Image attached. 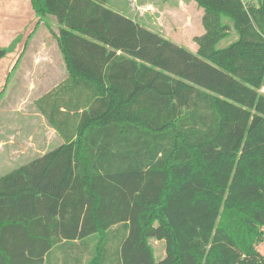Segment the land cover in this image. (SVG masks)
<instances>
[{"label": "trees", "instance_id": "trees-1", "mask_svg": "<svg viewBox=\"0 0 264 264\" xmlns=\"http://www.w3.org/2000/svg\"><path fill=\"white\" fill-rule=\"evenodd\" d=\"M108 1L32 0L64 143L0 177V264H264V0H194L197 52Z\"/></svg>", "mask_w": 264, "mask_h": 264}, {"label": "rangeland", "instance_id": "rangeland-1", "mask_svg": "<svg viewBox=\"0 0 264 264\" xmlns=\"http://www.w3.org/2000/svg\"><path fill=\"white\" fill-rule=\"evenodd\" d=\"M140 1L142 0H109L107 6L133 19L147 29L162 35L164 38L192 52H197L198 46L195 38L205 34L203 9H201L203 12L202 16H198L196 11L194 12L190 0H186L188 7L183 2L181 3L180 0H150L153 4L155 3L154 5H159V7L171 4L179 8L173 11L170 17L172 19L168 20L170 24L173 22L171 24L172 29L169 23H159L151 29L139 21L140 4H142ZM190 6H192V9L189 8ZM187 11H192L195 17L188 23V27L185 29L183 27L186 26ZM236 40V34L232 33L230 39L221 42L218 48H226ZM7 51V54L0 58V74L11 63L12 53L15 50L9 47ZM0 52H4V50L0 49ZM28 66H34L38 70L40 66L34 65L33 62L27 63V71L29 73H26L30 77L27 78L28 82L29 79L32 81L36 80L37 76L32 75ZM14 90L11 83L4 96H2L3 98L1 97L2 99L0 100V177L41 157L44 152L48 153L55 150L62 144L57 135H49L48 127L51 128V126L47 120L45 121L41 117L36 107V101L41 94L36 90L31 92ZM31 145L34 147H31ZM151 245L156 261H161L166 254L165 243L152 241ZM257 248L264 255V243Z\"/></svg>", "mask_w": 264, "mask_h": 264}, {"label": "crops", "instance_id": "crops-1", "mask_svg": "<svg viewBox=\"0 0 264 264\" xmlns=\"http://www.w3.org/2000/svg\"><path fill=\"white\" fill-rule=\"evenodd\" d=\"M180 1L188 7L186 0ZM190 2L194 12L196 11L198 16H202V8L194 0H190ZM140 3L142 4H140L139 21L151 29L159 23L170 24L168 20L172 19L170 18L171 14L173 11L179 9L177 6L171 4L159 7V5H154L155 3L153 4L150 0H142ZM192 6L189 8L192 9ZM187 13L186 26L183 27L185 29H187L188 23L195 17L192 11H187ZM39 21L40 18L33 8L32 0H0V49L4 50V52H0V58L7 54L9 47L15 50L12 53L11 63L0 74V93L3 92L0 95V100L11 83L15 89L14 91L31 92L36 90L41 94L38 97L40 99L55 89L69 76L66 63L55 37L59 31L58 23L51 16L42 18L41 23L38 25ZM171 24L170 28L172 29ZM28 62H33L34 65L40 66L39 70L34 66H28L32 75L37 76L36 80L32 81L29 79V82L27 78L30 77L26 73L28 72ZM41 117L43 116L41 115ZM43 119L46 121L45 117ZM48 132L50 136L57 135L60 143H64L52 127H48ZM31 147L34 146L31 145ZM46 153L44 152L41 157Z\"/></svg>", "mask_w": 264, "mask_h": 264}, {"label": "built area", "instance_id": "built-area-1", "mask_svg": "<svg viewBox=\"0 0 264 264\" xmlns=\"http://www.w3.org/2000/svg\"><path fill=\"white\" fill-rule=\"evenodd\" d=\"M243 1L247 2V1H249V0H243ZM262 93H264V88L262 89Z\"/></svg>", "mask_w": 264, "mask_h": 264}, {"label": "water", "instance_id": "water-1", "mask_svg": "<svg viewBox=\"0 0 264 264\" xmlns=\"http://www.w3.org/2000/svg\"><path fill=\"white\" fill-rule=\"evenodd\" d=\"M1 55V54H0Z\"/></svg>", "mask_w": 264, "mask_h": 264}]
</instances>
